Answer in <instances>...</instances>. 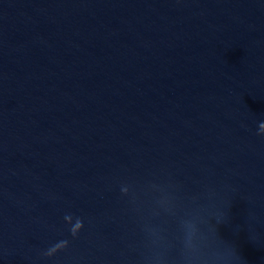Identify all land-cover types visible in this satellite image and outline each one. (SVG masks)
<instances>
[{
    "label": "water",
    "instance_id": "obj_1",
    "mask_svg": "<svg viewBox=\"0 0 264 264\" xmlns=\"http://www.w3.org/2000/svg\"><path fill=\"white\" fill-rule=\"evenodd\" d=\"M261 124L264 0H0V264H264Z\"/></svg>",
    "mask_w": 264,
    "mask_h": 264
},
{
    "label": "clouds",
    "instance_id": "obj_2",
    "mask_svg": "<svg viewBox=\"0 0 264 264\" xmlns=\"http://www.w3.org/2000/svg\"><path fill=\"white\" fill-rule=\"evenodd\" d=\"M260 127L264 128V124H261ZM127 191H128L127 187H122L121 188V192L122 193H127ZM82 227H83V221L79 217H77L74 227L71 228L72 234L75 235L76 232ZM193 228H194V230H192L189 234L186 235V239H185L186 245L195 243V240H196V229H195L194 225H193ZM217 237L219 238L218 231H217Z\"/></svg>",
    "mask_w": 264,
    "mask_h": 264
}]
</instances>
